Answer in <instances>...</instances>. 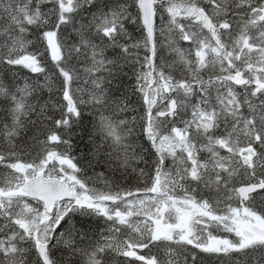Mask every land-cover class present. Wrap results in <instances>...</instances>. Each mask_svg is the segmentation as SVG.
I'll return each instance as SVG.
<instances>
[{
  "label": "snow or ice",
  "instance_id": "1",
  "mask_svg": "<svg viewBox=\"0 0 264 264\" xmlns=\"http://www.w3.org/2000/svg\"><path fill=\"white\" fill-rule=\"evenodd\" d=\"M0 264H264V0H0Z\"/></svg>",
  "mask_w": 264,
  "mask_h": 264
}]
</instances>
